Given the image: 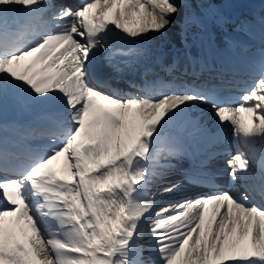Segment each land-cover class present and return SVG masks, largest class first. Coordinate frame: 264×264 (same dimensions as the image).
Segmentation results:
<instances>
[{
  "label": "snow or ice",
  "instance_id": "6c2138e0",
  "mask_svg": "<svg viewBox=\"0 0 264 264\" xmlns=\"http://www.w3.org/2000/svg\"><path fill=\"white\" fill-rule=\"evenodd\" d=\"M182 7L183 0H81L73 10L0 0V264H264V155L258 176L245 151L228 161L230 183L244 181L242 193L220 190L158 209L148 195L176 170L163 193L214 186L205 170L211 154L199 157L222 133L202 122L205 106L245 146L264 142V19L258 52H205L204 67L222 86L241 70L254 74L234 107L216 85H161L168 90L158 95L116 86L124 71L112 60L116 52L132 65L147 50L110 51L107 38L163 34ZM49 9L47 30L19 45L9 14ZM181 23L187 43L205 20L187 12ZM99 49L108 71L94 63ZM13 101L49 111L35 124L9 125L3 113ZM37 135L50 145L30 147ZM185 157L197 162L185 169L161 163Z\"/></svg>",
  "mask_w": 264,
  "mask_h": 264
},
{
  "label": "bare ground",
  "instance_id": "6f19581e",
  "mask_svg": "<svg viewBox=\"0 0 264 264\" xmlns=\"http://www.w3.org/2000/svg\"><path fill=\"white\" fill-rule=\"evenodd\" d=\"M177 1H179L178 3L181 2V0ZM177 1L170 0V2ZM183 2L185 4L184 10L179 15L172 17L173 24L169 26L167 31L163 34H153L145 41H132L130 39L124 38L122 34L119 33L112 34L107 38L106 43L110 51L120 49L127 51L130 47H142L147 50V53H150L148 57L145 55L132 65L124 64V61L128 60L129 57L121 55L119 51H117L116 55L112 57L114 63H118L122 68H124L123 73L116 76L115 78L116 86L121 88L124 93L132 94L131 90L133 84H142L140 88L141 91L137 90L136 94L158 95L160 92L168 90L167 88H162L160 83H164L168 86H175L181 83L196 85V80L199 83L203 82L206 79L205 75L207 73L211 76L213 74H217V72L215 70L209 71L206 69L204 70L202 76H197L191 72V70L193 68L198 69L201 66H204L205 52L210 47L215 48L218 52L223 53L225 56H228L233 51L240 52L241 50L251 53L258 52L260 48L258 38L259 26L260 21L264 19L263 2L250 0L247 4L243 5L241 2L233 3L231 0H228V4L226 5L228 8H225L224 6L225 1H222L221 4L216 3V6L214 7L207 8L212 4V1L208 0V4H205L203 8L207 15L215 13L214 25H211L209 21L205 22V25L200 27L202 30L199 33L197 43L195 44H192L189 41L185 43L183 34L181 32V28L183 26L181 23V17L185 13L190 12L189 8H191V5L195 4L197 0H183ZM80 4L81 1L76 2V7L72 9L75 10V8H77ZM222 6L224 7L221 9ZM50 10L51 9L40 13H33L31 16H26L23 12L9 14L10 24L17 30V42L19 45L22 46L23 44L30 42L33 33L47 30L49 27L47 16ZM209 10H211V12H208ZM13 15L16 17L15 22L12 20ZM175 17H177L178 20H175ZM36 23L39 25L38 28L35 25ZM193 29L196 28L193 27ZM27 33L29 34V37H27ZM162 45H164V47L160 49ZM183 48L184 51H179ZM106 55L107 53L103 49H99L94 62L104 71H108L107 61L105 60ZM174 55L179 56V61L177 63L173 61ZM160 56L164 57L163 64L159 67H152L155 69H152L149 72L151 73L149 80H153L152 86L154 87H149L150 85L146 86V83H140L139 79L143 78L142 74L146 71L147 66L153 64L154 61ZM100 61H102L105 66L100 65ZM145 63L146 65L144 66ZM219 64V61H214V69L219 68ZM134 76H136V78L134 81H132L131 79ZM228 78L232 79L231 75H229ZM254 78L255 76L253 73L247 70H241L240 73L236 75L234 83L224 86L228 97L232 101V104H229L230 107L235 106L244 89L251 87ZM239 91L241 92L240 94ZM10 103L11 104H9L8 108H13L12 111H14V115H3V121L9 125L35 124L42 116H44L41 115V111L46 109L43 107L33 108L23 106L16 103L15 101ZM202 122H206L210 127H212L213 131H220L222 133V141L219 143L210 144L207 148V151L200 155L208 156V154H211L210 161H206L205 169H208L206 171L214 174L215 186L209 189L207 194L224 189L242 193L244 181H241L240 183L237 182L236 184L230 185V187H228L223 179H229V175H225L227 172H230L228 161L233 155L236 154L238 150H248L251 154H246L254 158L249 160L252 174L254 176H258L260 172V157L264 154L260 153L259 150L256 149L255 145L258 142L262 143L264 146V142L253 141L245 146L241 140L235 139L234 136L232 137L233 140H228V135L232 132L231 127L219 125L213 111L207 106H205L203 109ZM26 143L32 148H46L51 142L47 138H39L38 136H34L29 138ZM232 149L233 152H230ZM222 154L226 155H224L223 159L219 160V162L217 158ZM181 162H184L185 166ZM161 163H170L175 165L177 169H185L190 167L192 164L191 162L186 161L185 158L161 160ZM59 166V164L56 165L57 168H59ZM179 176L180 172L178 170L173 171L170 174L169 179L166 181H168V184L175 182ZM166 181H156L148 193L149 198L155 201L157 209L161 206L172 204L170 201H178L176 200L177 198H174L177 195L163 193V188L167 185L165 184ZM249 183H253V181H249ZM253 202L259 203L260 197L257 196ZM0 206H2V203H0ZM150 223L151 221H149V224ZM145 239L147 240L148 237L146 236Z\"/></svg>",
  "mask_w": 264,
  "mask_h": 264
},
{
  "label": "rangeland",
  "instance_id": "374dc122",
  "mask_svg": "<svg viewBox=\"0 0 264 264\" xmlns=\"http://www.w3.org/2000/svg\"><path fill=\"white\" fill-rule=\"evenodd\" d=\"M175 1H177V0H175ZM179 1H177L176 3H178ZM264 2V1H263ZM205 4H208V0H197V2L195 3V4H192L191 5V8H189L190 9V13H192L193 15H199L201 18H203L204 20H205V22H207V21H209L210 23H211V25H214V21H215V18H214V15H215V13L214 14H210V15H207L204 11V8H203V6L205 5ZM228 4V0H226L225 1V3H224V6H225V8H228V7H226V5ZM224 6H222L221 7V9L224 7ZM184 8L185 7H182L181 8V12L184 10ZM208 12H211V10L210 11H208ZM264 12V11H263ZM175 20H178V18L177 17H175ZM201 30H202V28L200 29V28H196V29H193L192 30V34H190V36H189V39H188V41L189 42H191L192 44H195V43H197V40H198V36H199V33L201 32ZM221 35V34H220ZM102 43H105V41H103ZM123 46H125V45H123ZM164 47V45H162L161 47H160V49H162ZM154 50V49H153ZM179 51H184V48L183 49H181V50H179ZM150 55V53H147V57ZM255 79V78H254ZM254 79H253V83H254ZM252 85V84H251ZM132 94H136V92L134 93H132ZM11 104V103H10ZM13 109V108H12ZM12 109H10V108H8V109H6V111L3 113V115H6V116H8L9 114H10V116L14 113V111H12ZM14 115V114H13ZM230 133V132H229ZM232 137H233V134H232V132L228 135V140H233L232 139ZM255 147H256V149L257 150H259V152L260 153H262V154H264V146H263V144L262 143H256V145H255ZM243 150V149H242ZM244 151V150H243ZM245 153H249V154H251L250 153V151H245ZM232 154V153H231ZM230 154V155H231ZM224 154H222L221 156H223ZM220 162V161H219ZM242 180H240V181H238V183H240Z\"/></svg>",
  "mask_w": 264,
  "mask_h": 264
},
{
  "label": "water",
  "instance_id": "95a60500",
  "mask_svg": "<svg viewBox=\"0 0 264 264\" xmlns=\"http://www.w3.org/2000/svg\"><path fill=\"white\" fill-rule=\"evenodd\" d=\"M233 3L241 2L243 5L247 4L250 0H231Z\"/></svg>",
  "mask_w": 264,
  "mask_h": 264
},
{
  "label": "trees",
  "instance_id": "16d2710c",
  "mask_svg": "<svg viewBox=\"0 0 264 264\" xmlns=\"http://www.w3.org/2000/svg\"><path fill=\"white\" fill-rule=\"evenodd\" d=\"M212 2H213V0H211ZM218 1H220V3L223 1V0H218ZM217 3H219V2H217Z\"/></svg>",
  "mask_w": 264,
  "mask_h": 264
}]
</instances>
